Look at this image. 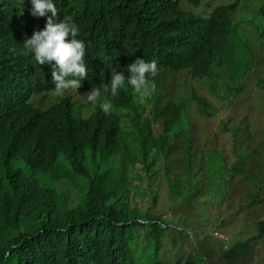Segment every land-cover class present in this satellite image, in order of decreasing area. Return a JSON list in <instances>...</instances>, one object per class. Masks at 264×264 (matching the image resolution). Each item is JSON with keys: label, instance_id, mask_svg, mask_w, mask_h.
<instances>
[{"label": "trees", "instance_id": "16d2710c", "mask_svg": "<svg viewBox=\"0 0 264 264\" xmlns=\"http://www.w3.org/2000/svg\"><path fill=\"white\" fill-rule=\"evenodd\" d=\"M183 1L197 6L203 0H54L57 21L70 16L85 43V91L107 83L113 71L127 77L126 65L138 57L157 63L149 97L141 100L127 87L118 89L108 97L112 110L107 115L97 108L81 118L82 107L65 97L45 108L34 104L33 98L54 88L51 68L36 64L19 45L44 27L46 17L31 15L29 0L23 4L0 0V264H168L157 254L167 236V223L159 211L150 210L158 195L152 188L157 179L154 165L164 166L171 196L185 200L192 193V182L184 173L192 171L194 146L190 131L180 126L185 115L181 91L168 97L158 90L167 83L168 72H183L207 79L209 91L229 103L241 91L248 44L254 40L261 47L264 39V0L253 4L258 14L246 11L252 17L259 15L260 22L241 27L242 31L232 25L237 23L232 12L245 0L221 3L208 19L180 8ZM207 30L210 34L203 38ZM236 38L238 43L232 44ZM257 86L264 90L263 77ZM187 87L200 115L216 114L191 82ZM147 102L149 114H145ZM158 122L162 132L155 136L153 125ZM182 132L187 135L179 150L184 164L176 171L166 161ZM121 134L129 138L127 145L120 143ZM231 141L228 136L226 142H214L222 143L223 172L230 170L232 179L245 174L243 180L250 182L247 193L254 186L259 202L264 173H250L244 165L252 151L244 146L248 156L237 157L242 142ZM158 158L161 161L156 162ZM142 177L146 182L141 183ZM61 178L76 190L72 198L55 187ZM142 189L148 190L146 197ZM226 190L228 195L231 187ZM245 199L251 202L254 196ZM257 222L255 235L229 240L223 253L226 261L250 255L252 242L264 236V219ZM170 264L205 263L196 250Z\"/></svg>", "mask_w": 264, "mask_h": 264}, {"label": "rangeland", "instance_id": "374dc122", "mask_svg": "<svg viewBox=\"0 0 264 264\" xmlns=\"http://www.w3.org/2000/svg\"><path fill=\"white\" fill-rule=\"evenodd\" d=\"M205 1L209 0H203V3L198 7L184 4V1L179 6L186 8L185 11H189V14L203 13L206 16L214 6L219 5V0H211V4H204ZM245 1L239 2L232 14V17L237 19V23L232 25L241 31L243 30L241 27H250L254 23L260 22L259 15L252 17L249 14L256 11L253 7L256 0ZM229 38L228 34L224 44L227 43V40L229 41ZM238 40V38L233 39L232 44H237ZM248 48L246 61L244 57L241 58L243 64L245 61L244 68L241 70V91L229 103L217 99L209 91L210 84L207 79H193L183 72H168L170 77L167 83L161 84L160 89H157L161 93L166 92L165 95L168 97L181 91L182 95L178 96L185 104V115L180 121V126L183 124V128L190 131L188 136L192 135L191 144L194 146L191 158L192 171L190 170L188 174L184 173L186 181L192 182V186H190L192 193L191 195L189 193L185 200L179 196H171L163 178L164 166L155 167L154 165L157 179L152 188L158 195L150 210L152 212L159 211L162 219L167 223V236L162 238L157 249L158 257L165 263L170 264L175 260L182 261L197 250L202 254L205 264H264V236L252 242L250 255L247 257L233 261H226L223 258L224 249L231 238H239L240 241H243L258 232L260 224L257 220L264 219V189L259 202H257L254 186L252 187L253 191L247 193L246 189L250 182L243 180L245 174L239 173L236 178L232 179L229 176L230 170L223 172L226 159L222 150H219L222 143H214L215 141L219 142L220 139L226 142L228 136L232 139L231 142L241 141L237 157L240 154L243 158L248 156L245 154L247 150L245 147L252 151L251 157L247 159L245 165L242 163V166H248L250 173L254 175L260 176L264 173V90L257 86L258 79L264 78V39L261 47L252 40L248 44ZM226 66L227 64L223 66L224 70ZM188 82H191L196 92L207 97L216 109L215 115L210 117L200 115L196 103L189 99L191 91L187 87ZM151 90L153 89L150 88L143 97H149ZM82 94L84 92L79 89H66L59 95L51 91L38 95L35 102L43 107L57 101L60 97H69L74 101L85 102L86 96ZM150 105V102L145 104V114H149ZM93 109L92 104L86 106L81 112L82 116H90ZM235 126L243 128L238 130ZM225 131L228 134L226 136ZM161 132L160 122L154 124L153 134L158 136ZM182 133L177 138L176 148L173 146L166 161L168 166L176 171L182 170L184 164L179 150L183 148L184 137L186 138L187 135ZM227 150H231L230 146L227 147ZM232 157L228 156L229 159ZM159 161L161 158H158L156 162ZM62 177L66 176L62 175ZM140 181L141 183L146 182L143 177ZM69 183L65 179H59L55 187L65 191L68 198H72L76 194V190ZM230 187L231 190L226 195V189ZM260 188L262 189L263 186ZM141 193L146 197L149 192L147 189H142ZM251 195L254 196V199L251 202H246V196L249 199ZM143 203L141 201L139 205H143ZM247 204L249 205L246 206ZM179 231L181 234L178 237ZM140 259L143 260L144 256L142 255Z\"/></svg>", "mask_w": 264, "mask_h": 264}, {"label": "clouds", "instance_id": "9594fccd", "mask_svg": "<svg viewBox=\"0 0 264 264\" xmlns=\"http://www.w3.org/2000/svg\"><path fill=\"white\" fill-rule=\"evenodd\" d=\"M29 3L31 5L30 14L35 17H46L45 24L42 29L34 30L31 36L27 37L19 46L31 55L36 64L43 65L47 63L50 65L51 80L54 84L51 91H54L55 94H62L66 89H79L84 92L82 95L86 96L85 102L74 101L69 97L65 98L70 103H77L78 106L82 107V110L92 104L93 111L99 108L107 115L112 110V104L108 97L115 96L118 89L127 87L142 99L145 93L153 87L151 78L155 77L158 72L157 63L154 59L145 61L138 57L126 65L127 77L123 72L113 71L107 83H101L99 86H93L89 91H85L82 87V81L85 79L87 71L84 60L85 43L78 38L80 33L78 25L70 16H64L57 21V8L54 0H29ZM21 4H23V0H21ZM47 13L51 15L46 16ZM193 14L198 18L208 19L210 17L203 15V13ZM209 34L210 32L207 30L203 38H206ZM211 42L216 43L217 41ZM33 101L35 102V98H33ZM58 101L59 99L51 103H57ZM98 101L99 107L96 106ZM34 104L40 106L39 103L35 102ZM88 117L82 116L81 118ZM119 141L127 145L129 138L121 134Z\"/></svg>", "mask_w": 264, "mask_h": 264}, {"label": "water", "instance_id": "95a60500", "mask_svg": "<svg viewBox=\"0 0 264 264\" xmlns=\"http://www.w3.org/2000/svg\"><path fill=\"white\" fill-rule=\"evenodd\" d=\"M202 3H203V1H202L201 3H199V4L197 5V7L200 6ZM211 3H212L211 0H209V1H205V2H204V4H211ZM218 6H219V5L214 6L213 9L208 13L207 16H211V14L214 12V9L217 8ZM199 41H200V40H199ZM199 41L196 42V43H199ZM49 105H50V104H49ZM49 105H48V106H49ZM42 107H43V106H42ZM46 107H47V106H46ZM44 108H45V107H44Z\"/></svg>", "mask_w": 264, "mask_h": 264}, {"label": "bare ground", "instance_id": "6f19581e", "mask_svg": "<svg viewBox=\"0 0 264 264\" xmlns=\"http://www.w3.org/2000/svg\"><path fill=\"white\" fill-rule=\"evenodd\" d=\"M223 2H226V0H219V5L221 4V3H223ZM21 42L23 43V40H21ZM9 53V51L8 50H5V54H8ZM1 54H2V56H4V52L2 51L1 52ZM12 55V54H11ZM11 57V56H10ZM6 58H7V56H5V57H2V62H5L6 61ZM202 116V115H201ZM203 117V116H202Z\"/></svg>", "mask_w": 264, "mask_h": 264}]
</instances>
